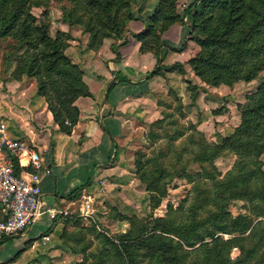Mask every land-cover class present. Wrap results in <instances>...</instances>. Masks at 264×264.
<instances>
[{"label":"trees","instance_id":"1","mask_svg":"<svg viewBox=\"0 0 264 264\" xmlns=\"http://www.w3.org/2000/svg\"><path fill=\"white\" fill-rule=\"evenodd\" d=\"M48 1L0 0V38L14 40L15 49H22L15 57L11 75L14 78L34 77L36 91L44 97L54 121L61 131L69 133L79 117L76 98L92 93L79 66L65 53L68 33L57 29L51 35L32 13L33 6H46ZM130 2L63 0L60 9L68 24H79L88 33L87 47L90 49H96L106 37L124 38V32L130 30L129 20L140 19L144 28L131 33L140 42L141 51H152L156 56L154 67L146 72L143 80L161 72L163 47L177 51L185 46L187 39L198 45V50L187 61L206 84L217 86L231 85L238 80L250 81L264 68V0H188L179 14L174 9L175 0H158L148 17L143 15L145 0H136L134 11L130 10ZM187 16L191 20L187 21ZM175 21L184 26L183 38L177 43L159 38L155 27L165 30ZM117 45L111 47L118 56ZM115 78L105 94L119 81L131 82L120 76ZM239 110V125L223 136L222 142H208L202 138L198 146L203 153L202 160H213L224 150L239 156L240 175L235 180L242 185L240 194L252 203L250 210L256 218L227 210L221 202L224 200L222 192H227L229 187L224 185L222 178L206 175L202 170L200 176L210 178L212 189L199 205L187 207L178 215H172L174 209L169 205L167 216H154L153 225L149 228L143 225L138 232L122 231L115 238L100 234L106 244L99 250L100 264H144L141 260L146 258H154L155 264H264V190L255 185L264 177V170L257 165L262 163L258 154L264 152V80L245 95ZM102 128L112 137L105 124ZM197 129L195 125L176 129L170 139L190 131L197 133ZM249 140H253L255 149L242 145ZM111 156L109 153V158ZM148 162L147 157L140 163L138 177L142 180L146 178L144 167ZM14 164L17 170L21 169L16 161ZM158 171L157 167L152 169V172ZM180 176L194 180L192 174ZM77 190L74 188L69 195L78 193ZM209 202L212 208L207 207ZM200 209L208 213L194 217L193 211ZM58 218L75 223L81 219L75 213ZM9 238L1 240L0 244ZM233 247L239 249L235 257L230 254Z\"/></svg>","mask_w":264,"mask_h":264},{"label":"rangeland","instance_id":"2","mask_svg":"<svg viewBox=\"0 0 264 264\" xmlns=\"http://www.w3.org/2000/svg\"><path fill=\"white\" fill-rule=\"evenodd\" d=\"M187 1L175 0V12L179 14ZM157 2L158 0H153L148 9L145 11L143 9V15L148 17ZM62 3L63 0H49L46 6H33L32 13L39 23L47 27L51 35H54L57 29L68 33V46L65 53L79 66L83 74L82 77L88 75L91 78V86H95V90L102 88L104 83L112 78L111 66L115 67L114 71L115 69L126 70L125 73L131 79L141 78L145 75L142 72L151 70L150 63L143 56L139 67L134 70L127 69L120 60V53L117 56L112 49V44L119 43V40L124 38L126 40L128 34L134 37L130 30L124 32V38L106 37L105 41H102L96 49H92L99 53L98 56L93 52L88 53V33L79 24H67L62 18L60 9ZM135 3L136 0H131L129 6L131 11L136 8ZM44 11L46 14H43ZM185 19L189 21L191 17L187 16ZM135 21L139 23L138 26H141L138 31L142 30L144 23L140 19ZM173 23H179V21ZM167 28L160 30L159 26L155 27L159 38L164 37ZM14 46V40L10 42L9 38H0V80L6 77L11 68L13 69L15 57L22 53V49L17 47L15 49ZM195 49L198 50L196 42L187 39L185 46L177 50L179 54L173 59L180 61L172 60L173 62L166 64L167 59L162 60V68L167 65L170 68H166V73L161 74V78L154 82V86L155 88L165 86L167 92L155 96L158 99L156 109L148 107L146 116L144 113L143 116H138L137 119L141 120L143 128H134L133 133H136L126 140L127 142L123 146L122 153L126 165L121 180L106 186L99 183L100 179L97 182L102 188L86 190L94 196L100 190L105 191L104 195L95 196V204L98 207L97 221L80 219L78 223H75L71 220H55L56 223L52 224L50 231L47 232L50 234L49 239L36 243L30 258H26L22 264L36 260L38 255L47 257L41 261L44 264H100L98 262L99 250L106 245L100 234L107 237L111 235L115 238L122 231L138 232L139 227L141 228L143 225H146V228L151 227L154 223V216H167L169 205L174 209L172 215H178L194 204L199 205L203 198L211 193L212 189L210 178L200 176L202 170L206 172V175L217 179L222 178L224 185L229 187L227 192H222L224 200L221 202L227 210L232 214L241 212L250 215L253 219L256 218L254 212L250 210L252 203L246 199L247 197L240 194L242 185L235 180V177L240 175L239 156L232 151L224 150L213 160H202L203 153L198 142L204 138L208 142L219 143L222 142L223 136L232 133L240 123L239 104L245 100L247 93L253 91L264 80V68L250 81L238 80L231 85L219 84L217 86L206 84L193 72L185 59L192 55ZM84 53L89 55V58L83 56ZM108 55H113L112 59H117L114 64H109L111 58ZM139 72L142 74H138ZM31 78L34 79V77ZM180 84L183 85L186 95L183 99L182 95L179 96L173 89ZM6 90L5 86L0 84V110L4 107L19 105L15 98L16 95L8 98ZM168 90H171V93ZM20 98L22 97L20 96ZM217 110L221 112L216 113ZM130 113L128 111V114ZM2 120L6 121L5 130H8L7 126L11 127L9 117L0 112V121ZM195 124L199 129H197V133L190 131L177 139H170L176 129H185ZM242 145L255 149L253 140L245 141ZM147 157L150 162L146 163L147 165L144 167L146 178L142 180L138 177L139 167ZM250 157L254 161L255 158ZM257 158L262 162L257 165L264 170V152L259 153ZM155 167L158 168V172H152ZM89 168L91 167H83L81 175L92 180L94 171ZM180 174H192L194 180L180 176ZM255 185L260 190H264V177H260ZM179 205L183 206L178 209ZM207 207L212 208V203L209 202ZM193 212L196 214L194 217L208 213L203 209ZM64 228L65 233L62 234ZM18 236L5 240L1 245L5 248L10 242H16L19 239ZM57 245L62 246V249L50 254L49 251ZM5 250L10 251L9 247ZM230 254L232 257L237 256L239 249L233 247ZM111 259L114 260L113 257ZM141 262L155 264L154 258H146Z\"/></svg>","mask_w":264,"mask_h":264},{"label":"crops","instance_id":"3","mask_svg":"<svg viewBox=\"0 0 264 264\" xmlns=\"http://www.w3.org/2000/svg\"><path fill=\"white\" fill-rule=\"evenodd\" d=\"M152 2L153 0H145L144 11L149 8ZM135 20L134 18L129 20L130 33L131 31H138V28L141 27L137 25L139 23ZM184 35V26L181 23H173L164 32L163 38L177 43ZM121 41L119 40L117 49L120 53V60L127 69L134 70L139 67L142 56L148 60L151 69L154 67L155 54L152 51H141L139 49L140 42L136 38L128 34L125 42L120 43ZM194 48L196 47L194 46ZM88 50L89 52H85L96 53L90 48ZM96 54L99 55V53ZM177 54H179L177 51L171 50L167 46L162 48L164 57L162 60L167 59L166 64L180 61L173 60ZM83 56L89 58L86 53ZM108 56L111 58L109 64H114L117 59H112L113 55ZM190 56L185 59L188 60ZM114 68L112 66L110 68L112 78H109L103 87L97 90L94 89L95 86H91V78L88 75L83 77L92 95L76 98L75 104L79 108V117L69 133L59 129L44 97L37 93L33 78L26 75L14 78L11 75V68L6 77H2L3 80H0V84H3L7 89L8 98L16 95L15 98L19 102V105L4 107L0 110L2 114L9 117L11 123V127L7 126L9 129L5 130L6 136L10 138L22 137L28 140L40 151L48 167V171L42 174L41 179V188L46 205H67L82 194H90L94 198L95 196L100 197L104 195V190L98 191L95 196L86 190L102 188L97 182L100 179L99 183L106 186L119 182L125 172L126 165L122 153L124 151L123 146L127 142L126 140L136 133H133L134 128H143L141 120L137 119L138 116H143V113L146 116L148 107L156 109L158 99L155 96L167 92L165 86L155 88L154 82L161 78L163 72L166 73V68H170L168 65L162 68V72L145 80L143 79L148 70L142 72L145 74L143 77L131 79L125 73L126 70L120 69L118 71L115 69L114 71ZM142 73L139 72L138 74ZM115 76L129 79L131 82L119 81L109 90L108 94H105L110 81ZM117 80L118 78H115V81ZM137 81L141 82L136 83ZM173 89L176 94L182 95V99L186 97L183 85L180 84ZM168 91L171 93V90ZM128 111L131 113L128 114ZM2 122L6 124L5 120ZM102 124L106 125L112 133V137L103 131ZM195 127L198 128L196 124ZM109 153L112 158H109ZM83 167H91L89 170L94 171L92 180L81 175ZM119 184L122 185V183ZM74 188H78V193L69 195ZM58 219L60 218L50 219L47 215H42L23 235L18 236L19 239L16 242L11 243L9 241L10 243L5 248L0 244V264H22L25 262L26 258H30L36 243L49 239L50 234L47 232ZM8 247L9 252L5 250ZM60 249L62 246L57 245L49 253L52 254L51 252ZM36 258L28 264H44L41 261L47 259L45 255H38Z\"/></svg>","mask_w":264,"mask_h":264},{"label":"built area","instance_id":"4","mask_svg":"<svg viewBox=\"0 0 264 264\" xmlns=\"http://www.w3.org/2000/svg\"><path fill=\"white\" fill-rule=\"evenodd\" d=\"M5 127L0 121V241L23 235L42 215L55 219L75 213L96 222L98 207L90 194L67 205L45 204L41 179L48 167L40 151L25 138L6 136Z\"/></svg>","mask_w":264,"mask_h":264}]
</instances>
